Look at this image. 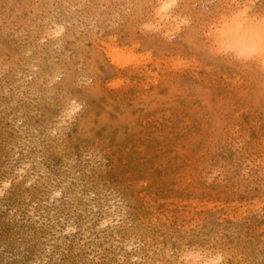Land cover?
Segmentation results:
<instances>
[{
  "label": "rangeland",
  "instance_id": "rangeland-1",
  "mask_svg": "<svg viewBox=\"0 0 264 264\" xmlns=\"http://www.w3.org/2000/svg\"><path fill=\"white\" fill-rule=\"evenodd\" d=\"M172 2L0 0V264H264V0Z\"/></svg>",
  "mask_w": 264,
  "mask_h": 264
},
{
  "label": "bare ground",
  "instance_id": "bare-ground-1",
  "mask_svg": "<svg viewBox=\"0 0 264 264\" xmlns=\"http://www.w3.org/2000/svg\"><path fill=\"white\" fill-rule=\"evenodd\" d=\"M159 2H160V6H159V11H158L159 14L158 15H163V11L165 12V10L168 8V6L173 4L172 0H159ZM242 11H243V9H242ZM245 13H247V12H245ZM225 36L228 39L233 40V42L237 43L241 47H244V46L245 47L246 46L254 47L255 46V44L253 43L254 41H256L259 45L263 44V42H264V27L259 28V29L257 28L253 31L250 27H247V25H245V24H238L237 26L228 28ZM257 48H259V47H257ZM246 50H249V49H245L243 52H245ZM249 53L251 54V52H249ZM262 58H263V56H262Z\"/></svg>",
  "mask_w": 264,
  "mask_h": 264
}]
</instances>
